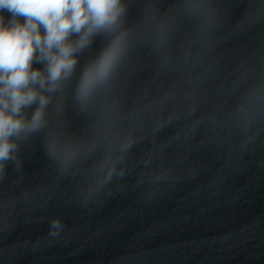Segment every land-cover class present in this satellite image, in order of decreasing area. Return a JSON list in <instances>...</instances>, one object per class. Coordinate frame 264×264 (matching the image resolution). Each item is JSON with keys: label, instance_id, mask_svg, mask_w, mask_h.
Returning a JSON list of instances; mask_svg holds the SVG:
<instances>
[{"label": "clouds", "instance_id": "obj_1", "mask_svg": "<svg viewBox=\"0 0 264 264\" xmlns=\"http://www.w3.org/2000/svg\"><path fill=\"white\" fill-rule=\"evenodd\" d=\"M5 10L11 19L5 23L0 16V170L12 158L16 139L45 125L49 94L71 78L77 54L94 37L112 38L81 72L76 96L82 104L109 79L127 48L122 0H0ZM33 105L28 118L25 109Z\"/></svg>", "mask_w": 264, "mask_h": 264}]
</instances>
